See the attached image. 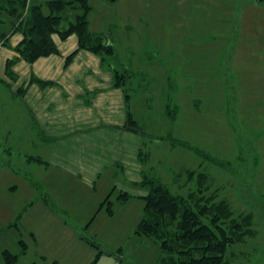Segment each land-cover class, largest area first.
<instances>
[{
    "label": "rangeland",
    "instance_id": "rangeland-1",
    "mask_svg": "<svg viewBox=\"0 0 264 264\" xmlns=\"http://www.w3.org/2000/svg\"><path fill=\"white\" fill-rule=\"evenodd\" d=\"M90 4L89 29L115 46L116 60L79 48L75 34L55 35L58 53L20 59L12 76L7 63L18 56L21 33L0 46V264L6 249L18 264H90L100 251L94 243L103 251L97 264H162L160 242L137 233L147 190L135 179L147 174L187 194L195 186L188 170L198 169L236 215L253 214L256 235L229 247L230 264H264V0ZM116 65L132 74L126 87L140 129L126 130L140 133L137 147L136 135L110 133L128 110L125 91L114 86ZM46 104L51 115L95 120L60 134L55 146L61 163L88 141L96 161L112 154L92 183L64 171L47 178L53 149L37 124ZM121 192L132 197L122 202Z\"/></svg>",
    "mask_w": 264,
    "mask_h": 264
},
{
    "label": "trees",
    "instance_id": "trees-1",
    "mask_svg": "<svg viewBox=\"0 0 264 264\" xmlns=\"http://www.w3.org/2000/svg\"><path fill=\"white\" fill-rule=\"evenodd\" d=\"M92 9L90 0H48L45 4L32 5L29 0H0V17L6 18L5 21L0 19V24L7 25L9 31L0 30V46L8 45L14 32L22 35L16 46L17 58L7 63L8 74L15 76L11 67L20 59L34 63L41 57L58 53L55 35L65 41L75 34L79 48L101 54L104 59L112 57L116 60L115 46L106 43L103 37L89 29ZM112 70L114 86L126 93L127 126L140 129L131 112L132 96L126 87L132 74L117 65L112 66ZM23 93L22 89L21 95ZM170 116L173 119L176 117L171 113ZM36 160L43 161L40 157ZM187 181L195 183L187 194L175 193L160 179L149 175H144L142 181L136 182L147 190L143 196L144 214L137 233L160 242L166 256L162 264H230L227 258L229 247L256 235L253 214L236 215L227 199H218V192L212 190L209 175L204 171L188 170ZM131 197L128 192H121L119 199L124 202ZM109 198L110 195L102 206ZM94 246L100 251L90 264H97L103 254L98 244L94 243ZM25 247L24 244V251ZM2 258L3 264H18L19 260V256L8 249L2 252ZM53 264L60 263L55 261Z\"/></svg>",
    "mask_w": 264,
    "mask_h": 264
},
{
    "label": "crops",
    "instance_id": "crops-1",
    "mask_svg": "<svg viewBox=\"0 0 264 264\" xmlns=\"http://www.w3.org/2000/svg\"><path fill=\"white\" fill-rule=\"evenodd\" d=\"M21 39L22 37L20 38V40ZM48 106L49 105L46 104L45 107H41L40 112H38L36 109V111L38 112L37 117L40 119V122L37 124H38V127H40L41 129L43 140L45 141L44 143L46 144V146L50 148L52 147L53 149L52 152H49L50 151L49 149L48 151L49 153H47V157H46V163L44 164L45 174L47 178H49L50 176L49 171L50 173L55 172L57 175H62V172L64 171V172H68L72 174V176H74L80 182L82 180H85L86 182L91 181L92 183L96 179V177L99 176V173L101 172L100 171L101 168L104 167L105 164L110 163L109 157H111L112 154L108 156L103 155V157H106L105 160H107L105 162L96 161L94 158L96 155V144L88 141L85 146V149L71 150L70 155L72 156V159L61 163L62 162V160H60L61 156L58 154L62 155L63 153L56 152L55 146L58 143L57 138L58 136H60V134L63 135V133H65L66 131H76L75 129L77 125L79 126V128H81V126L84 127L81 130L77 129L80 131H83L86 128L88 129L92 128L91 126L96 124L95 120L86 119V118L70 119L68 118V114L65 115L61 113V115L60 114L58 115V114H54V112L51 115L50 111H53L54 109L48 110L47 109ZM68 109L72 110L71 108H68ZM66 116H67V119H66ZM127 121H128V113H127L126 118L122 119L121 123H119L115 119L112 120L111 125L114 128L110 130V133L112 136H114V138L116 136L118 140L122 139L126 134L136 135V136H132V139H134L133 146L137 147L138 146L137 136L140 135V133L138 134L128 133V131L126 130L128 129ZM64 125H67L69 128L66 129ZM40 155H42V153H40ZM40 157L43 159V155ZM42 162L43 161H41V163ZM144 175H147V174H144ZM135 182H140V179H135ZM146 194L147 192L144 195ZM43 203L47 206L48 209H50L49 207L50 203L48 202L47 199L43 201ZM50 211H54V210L50 209Z\"/></svg>",
    "mask_w": 264,
    "mask_h": 264
}]
</instances>
